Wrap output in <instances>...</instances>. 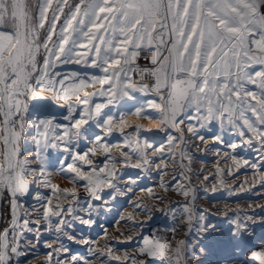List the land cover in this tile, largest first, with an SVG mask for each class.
<instances>
[{"label":"snow or ice","instance_id":"1","mask_svg":"<svg viewBox=\"0 0 264 264\" xmlns=\"http://www.w3.org/2000/svg\"><path fill=\"white\" fill-rule=\"evenodd\" d=\"M53 3L54 0H0V200L8 199L10 209L9 223L0 228V264H21L20 258L28 254L25 249L32 247L26 233L39 235V228L33 225L41 219L50 226L52 217H61L54 231L74 239L63 231L70 226L63 216L73 211L71 205L62 207L59 201L53 204L51 198H45L39 209H31L41 213L32 219L22 207L23 198L31 194L34 184L61 191L47 179L49 150L64 145V151L70 153L66 159L71 162L60 171L73 173V182L82 181V186L90 193L89 199L100 200L99 192L104 186L115 188L112 179L118 174L108 170L107 162L96 165L89 158L96 154L95 149L81 154L72 152L67 145L78 142L83 137L84 126L93 119L97 127L111 134L114 118L108 116L102 121L99 118L102 109L116 98L131 97L135 92L155 93L157 99L147 101L133 114L159 120L163 127L158 126L157 131L169 133V153L174 154L177 144L188 143L187 133L205 141L200 130L208 129L214 122L222 130L227 122L238 129L240 137L255 134L264 148V127L257 126H264V11H261L264 0H80L74 8H69L67 15L68 0H55V9ZM61 16H64L63 23H60ZM81 38L86 43L81 42ZM89 44L91 48L87 47ZM101 45L104 46L103 57ZM145 50L151 53L146 57L149 66L137 71L135 61ZM82 61L99 68L103 75L88 78L75 71L69 74L57 70L62 65ZM132 72L145 80L134 82ZM148 77L152 78L151 84L146 82ZM70 80L72 83H68ZM96 84L107 87L99 93L85 91ZM249 85L255 86V90ZM44 91L52 92L55 100H71L74 96L79 105L84 106L79 118H75L77 106L70 104L68 114L63 117L69 125L55 123V118L49 116L29 119L32 102L49 99L41 95ZM96 95L108 96L107 104L90 106ZM147 108L156 110L159 115H147ZM120 123H125L123 117ZM185 123L187 127L181 129L179 126ZM30 128L34 130L31 136L28 135ZM61 128L64 130L58 131ZM173 129L175 134H172ZM119 131L123 133V127ZM149 131L151 129L134 125V143L126 139L125 146L138 154L137 163L131 166L140 168L153 164L163 171L149 160V155L159 152L163 158L165 145H155L141 135ZM215 139L220 140V137ZM95 142L109 154L108 162H120L110 156L111 148L103 137L96 136ZM252 142L253 137L248 136L247 143ZM26 143L35 146L31 157L21 152V146ZM231 147L235 149L237 145ZM185 151L181 150L182 162L191 159ZM121 155L127 165L129 153ZM33 163L38 166L32 167ZM249 166L256 167L255 164ZM62 191L72 199H80L75 190ZM180 194L188 196L189 190L183 189ZM18 209L24 211V215H20ZM184 211L186 219L191 221L193 215L187 204ZM73 219L86 225L93 223L83 217ZM205 219L203 213L197 218L201 233L210 231ZM49 230L53 229L49 227ZM243 231L246 227L237 222L233 236L239 239ZM144 245L139 254L157 258L163 264H187L188 257L197 254L185 241H180L174 249L162 239H145ZM46 247L52 249L53 245ZM54 251L66 253L68 249L61 246ZM169 251L173 252L171 257ZM199 252L203 253L204 249L200 248ZM106 255L120 259L113 256L110 248ZM52 259L49 253V264ZM82 259L73 255L67 264H77ZM133 259L129 258V264ZM251 259L252 264H264V249L254 251ZM57 264L64 262L58 260Z\"/></svg>","mask_w":264,"mask_h":264},{"label":"rangeland","instance_id":"2","mask_svg":"<svg viewBox=\"0 0 264 264\" xmlns=\"http://www.w3.org/2000/svg\"><path fill=\"white\" fill-rule=\"evenodd\" d=\"M78 3L80 0H68L65 15L68 14L69 8H74ZM55 7L54 0L53 9ZM261 11H264V8H261ZM49 19H51L50 13ZM63 20L64 16H61L60 23H63ZM59 27L58 24L57 34ZM46 29L47 25L45 31ZM81 42L86 43L84 38H81ZM87 47L91 48L92 45L89 44ZM103 47L101 45V57L104 55ZM78 50L84 51V49ZM256 68L258 69L259 65ZM57 70L69 74L75 71L88 78L92 75H103L99 68L92 67L84 61L80 64L62 65ZM106 87L96 84L95 87H87L85 91L99 93ZM249 87L255 90V86L249 85ZM49 93L54 95L49 91H44L41 95ZM80 95L83 97L84 93L81 92ZM164 95L166 96L167 92ZM52 97L43 103L32 102L28 118L45 116L55 118V115H58L59 119L57 121L56 117L55 123L69 125L70 122L63 117L68 114L70 104L77 106L75 118H79L84 106L79 105L74 96L71 100H55ZM108 99V96L96 95L92 97L90 106L105 105ZM152 99H157L154 92L147 94L135 92L131 97L114 99L113 103L107 104L102 109L99 118L101 121L108 116L114 118L111 134H108L104 128L97 127L93 119L84 126L83 137L78 142L73 141L67 145L72 152L81 154L89 149H95L96 154L89 157L94 164L107 162L108 170L118 174L112 179L115 188L104 186L100 190V200L89 199L90 193L82 186L83 182H73L71 179L73 173L67 171L61 173V167L71 162L70 159H66L70 157V153L64 151L63 144L58 149L48 151L47 179L53 185H58L61 191L34 184L31 194L23 198L22 207L24 211L30 213L29 218L32 219L41 213L32 212L31 209H39L45 198H51L53 204L59 201L62 207L71 205L73 211L63 216L65 223L70 222V226L63 231L74 239H68L54 231L57 227L56 221L61 217H52L50 226L41 219L38 224L33 225L39 228V235L35 232L26 233V239L31 242L32 247L25 249L28 254L20 258L21 264H41V262L49 264L47 260L49 253L53 256L50 264H57L58 260L67 264V260L73 255L83 258L77 264H84V261L88 264H129L130 257H134L131 264H163L157 258L139 254V250L145 246V239L165 240L173 249L180 241H185L190 249L195 248L197 252L194 257H188L187 264H252L251 254L256 250L264 249V148H261L255 134L247 133L245 137H240L237 134L238 129L228 125L227 122L223 130L214 122L208 126V129L200 130L206 137L205 141L194 139L191 133H187L185 139L188 143L177 144L172 154L167 147L169 134L167 131L141 133L155 145H165L163 158L159 152L149 155V160L154 161V164L163 171L153 164L140 168L132 167V164L137 163L138 154L126 147L125 141L127 139L129 143H134L133 126L128 130L123 129L121 133L116 124L120 123V117H123L125 122L132 118L138 122L135 125L148 128L146 123L151 119L133 113ZM146 114L151 117L159 115L156 110L150 108L146 109ZM251 119L255 120V117ZM179 127L185 129L187 123ZM63 130L61 128L58 131ZM33 134L34 130L30 128L28 135ZM172 134H175V129L172 130ZM96 136L104 138V143L111 148L110 156L120 161L119 163L108 162L109 154L103 151L102 145L95 142ZM216 136H219L220 140H216ZM248 136L253 137L251 144L247 143ZM232 144H236L237 147L233 149ZM113 145L116 147H112ZM182 149L186 150L185 155L191 157L190 160L184 159L182 162ZM34 150L35 146L32 143L21 146L22 154L29 157ZM123 152L129 153L127 165L123 162L124 157L121 155ZM231 157H235V160ZM245 161L248 163L245 164ZM252 164L256 167L249 166ZM31 166L37 167L38 164L33 163ZM87 167L85 166L86 169ZM32 179L33 177L30 176L29 181ZM63 189L75 190L80 199H72L62 191ZM148 189L152 191L149 192ZM183 189L189 190L188 196L180 194ZM37 196L40 199H37ZM186 204L193 215L191 221L186 219L187 213L184 211ZM24 211L18 209L20 215H24ZM9 213L8 199L0 200V228L9 223ZM202 213L206 217L204 223L210 226V231L205 233L198 231L200 225L197 218ZM73 217L91 219L93 223L82 224L79 219ZM237 222L241 227H246V231L241 233L239 239L233 236L237 230ZM49 227L53 230H49ZM58 236L59 240H57ZM47 244H52L53 248L46 247ZM61 246L67 248L68 252L54 251ZM109 248L113 256L119 257V260L106 255ZM200 248L204 249L203 253L199 252ZM172 255L173 252L169 251L168 256Z\"/></svg>","mask_w":264,"mask_h":264},{"label":"built area","instance_id":"3","mask_svg":"<svg viewBox=\"0 0 264 264\" xmlns=\"http://www.w3.org/2000/svg\"><path fill=\"white\" fill-rule=\"evenodd\" d=\"M150 55H151V53L148 52L147 50L141 51L139 53V56L137 57V59L135 61V66H138L137 71L140 68H144L146 66H149V61H148V59H146V57H148ZM121 64L123 65V60L121 61ZM130 76L132 77L133 81L136 82V83H139V82L145 80V77H143V76L138 77L136 75V72L130 73ZM146 82H148L149 84H151L152 83V78L151 77H148L147 80H146ZM5 215H7V214H5Z\"/></svg>","mask_w":264,"mask_h":264},{"label":"bare ground","instance_id":"4","mask_svg":"<svg viewBox=\"0 0 264 264\" xmlns=\"http://www.w3.org/2000/svg\"><path fill=\"white\" fill-rule=\"evenodd\" d=\"M43 96L50 98V97H52L53 95H52L51 93H49V94H47V95H43ZM56 117H57V118H56ZM58 117H59L58 115H55V118L57 119V121H58V119H59ZM146 122H147V121H146ZM135 124H138V122H137L136 120L130 118V119H128L123 125H121V123L116 124V127H118V128L123 127L124 130H128L129 128H131V127L134 126ZM146 124H147V127H148L149 129H151V131H157V127H158V126L161 127L160 122H159L158 120H154V119L149 120Z\"/></svg>","mask_w":264,"mask_h":264},{"label":"water","instance_id":"5","mask_svg":"<svg viewBox=\"0 0 264 264\" xmlns=\"http://www.w3.org/2000/svg\"><path fill=\"white\" fill-rule=\"evenodd\" d=\"M45 100H43V101H36V103H43Z\"/></svg>","mask_w":264,"mask_h":264}]
</instances>
